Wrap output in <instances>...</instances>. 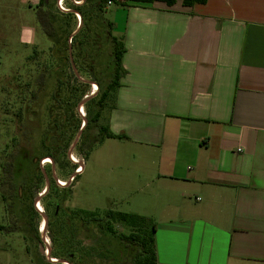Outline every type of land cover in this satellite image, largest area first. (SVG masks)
I'll list each match as a JSON object with an SVG mask.
<instances>
[{
    "label": "crops",
    "instance_id": "1",
    "mask_svg": "<svg viewBox=\"0 0 264 264\" xmlns=\"http://www.w3.org/2000/svg\"><path fill=\"white\" fill-rule=\"evenodd\" d=\"M119 4L102 126L125 138L98 144L128 165L156 263L264 264V0Z\"/></svg>",
    "mask_w": 264,
    "mask_h": 264
},
{
    "label": "rangeland",
    "instance_id": "2",
    "mask_svg": "<svg viewBox=\"0 0 264 264\" xmlns=\"http://www.w3.org/2000/svg\"><path fill=\"white\" fill-rule=\"evenodd\" d=\"M59 1L47 0L44 8L45 18L51 21L55 34V41L51 42L36 20L40 0H0V178L1 166L9 161L15 147L21 150L23 160H20L24 168L17 180L21 195H24L23 201H17L7 214L0 196V264L47 263L38 253V228L42 218L32 216L30 210L34 198L44 191L45 180L49 183V192L39 204L47 218V226L42 233L49 242L50 252L63 255L60 244L69 240V245H77L83 251V264H119L127 262L131 256V249L120 241L121 236L128 235L129 229L114 224L115 235L99 233L84 216L83 226L75 233L67 211L94 212L99 216L108 210L127 214L140 212L127 200L131 191L128 165L122 168V161L114 160V151L109 152L107 147H100L95 142L98 130L95 123H89L71 154L68 153L82 120H89L97 108L96 104L85 103L81 107L82 117L77 106L91 89L95 90L94 86L103 89L108 83L111 45L104 19L115 24L111 35L120 38L116 27L122 21L119 13L121 0L106 5L102 14L104 19L97 17L96 12H88L90 4L95 1L88 0L81 7L84 19L86 15L87 18L78 30L80 14L73 6L77 2L81 5L82 0ZM58 3L70 12L60 10ZM87 30H90L89 44L84 42L82 49L76 48ZM91 36L97 37L98 41ZM65 42L69 47L67 53H71L72 65L64 59L61 68L49 54L52 47L56 45L58 49ZM51 71L61 73V83L49 77ZM72 71L77 80L73 79ZM43 72L47 75L40 76ZM41 81L44 85L40 84ZM57 117L61 121L59 126L55 122L57 128H51L55 132L53 134L48 129L52 119ZM102 119L104 117L98 125H103ZM54 140L57 141L55 147L46 150ZM49 154L58 162L48 157ZM70 155L77 162H72ZM27 159L30 164L26 168ZM46 160L50 161L46 163ZM82 161L84 173L78 169L80 174H74V166ZM70 177L72 180L68 183ZM60 181L67 185L61 186ZM52 194L56 200L49 196ZM122 197L127 198L122 200ZM56 210L57 216L53 217ZM12 225L16 231L10 230ZM52 236L56 240L54 243L50 239Z\"/></svg>",
    "mask_w": 264,
    "mask_h": 264
},
{
    "label": "trees",
    "instance_id": "3",
    "mask_svg": "<svg viewBox=\"0 0 264 264\" xmlns=\"http://www.w3.org/2000/svg\"><path fill=\"white\" fill-rule=\"evenodd\" d=\"M132 2H141V3H153V2H163L167 6H172L176 3V1H180L181 5L184 7H192L196 4L203 5L205 4L206 0H129ZM108 2H115V0H95L94 4H90L91 9L88 11L90 13H95L97 17L102 16L103 18V10L108 4ZM88 3V0H84V2L81 5H74L73 9L78 12L81 16V24L78 29L81 28L83 25L84 20L87 18V15L84 19L83 11H81V7L83 5H86ZM46 7L45 0H40L39 8H37L36 11V19L38 24L40 25L42 31L44 34L51 40V42L54 40V30L51 21L48 18H45V11L42 7ZM94 10V12H91V10ZM69 13V12H68ZM87 14V13H86ZM70 15V14H68ZM72 15V14H71ZM89 16V15H88ZM104 26H106L107 31L106 34L108 35V39L111 45V51L109 55V61L107 70L109 71V80L108 83L105 84L103 89H97L96 93H94L93 97L90 98L85 105H92L96 104L97 108L93 116L86 121L85 126L83 127V131L89 126L90 122L95 123L98 127L97 130V138L95 139V142L100 143L104 139H124L125 137L116 136L113 135L109 130L102 126L98 125V122L100 121L103 112H106L113 108L114 106V99H115V93L120 85V79L125 75V70L122 68L121 65V58L124 53V45H123V38H116L115 36L111 35V31L113 30V23L107 21L104 19ZM89 28V27H88ZM90 30L85 31L82 35V38L78 41L79 46L76 48H83L84 42H87L89 44V37H90ZM93 32V31H92ZM95 41H98L97 37L91 36ZM63 46V48H62ZM60 46L57 49V46L55 45L52 47L51 54H57V62H59L58 66L61 68L63 67L64 59H66V62H69L68 58V49L66 42L63 43V45ZM69 48V47H68ZM64 49V50H63ZM58 52H57V51ZM49 56V57H50ZM70 65V62L68 63ZM60 68V69H61ZM44 70V69H43ZM44 73V72H43ZM73 79L77 80L75 76H73ZM57 81L60 83L62 80L59 78ZM42 82V81H41ZM40 84L44 85V82ZM97 99V101H96ZM66 120V119H65ZM61 121L60 117H57V119H52V124L49 126L48 131L50 130L51 133H55L52 131V127L54 130V127H58L59 123ZM55 122L58 123V126H56ZM82 123V122H81ZM81 128V124L79 125V129ZM60 135V133H59ZM57 141H58V135H57ZM57 141L52 142V146H48L45 149L51 150L55 147V144ZM44 146V145H41ZM20 149L14 148L13 153H11L9 161L5 162V164H2L1 166V178H0V196L2 201L5 204L6 213L8 214L10 211V208H13L15 206V203L17 201H23L24 195H21L22 193L19 190V187L17 185V180L19 178L20 173L24 170L22 167V156L20 154ZM48 157L52 158L54 162H58L54 159L52 154H49ZM22 159V160H20ZM30 164L29 160L27 159V166ZM25 168V169H26ZM76 168V166H74ZM38 170V176L41 177V172L39 169V166L36 168ZM51 183L54 185V181L51 180ZM55 186V185H54ZM49 192V188L45 195H47ZM52 199H55V196L49 195ZM29 199V197H28ZM58 205V202H55ZM31 214L32 216H39V214L35 211L33 207V201L30 206ZM57 211V210H56ZM68 216L70 217V220L72 222V225L74 227L75 233L80 230V227L83 226V217H88L89 222L93 225V228L97 230L99 233H105L109 235H115V229L113 227L114 224H121L126 226L129 229L128 235L121 236L120 241L123 245H125L126 248L131 249V256L129 257L127 262L119 263V264H157L156 263V255H155V249H154V240H153V234L155 231V225L154 223L147 217L134 215V214H127L122 212H117L113 210H108L105 213H103L102 216L97 215L94 212H87V211H67ZM10 215V214H9ZM34 216V217H35ZM57 216V214L53 215V217ZM16 217V216H15ZM11 231H16L13 225L10 227ZM74 233V234H75ZM73 236V234H72ZM51 241L54 243L56 241L54 237H50ZM69 240L67 242H63L60 244L59 249L63 251V255L50 253L51 258L54 259H63L70 264H83L84 258H83V251L78 248L77 245H69ZM111 261H114V258H112ZM45 262V261H44ZM46 264H58V263H46Z\"/></svg>",
    "mask_w": 264,
    "mask_h": 264
},
{
    "label": "water",
    "instance_id": "4",
    "mask_svg": "<svg viewBox=\"0 0 264 264\" xmlns=\"http://www.w3.org/2000/svg\"><path fill=\"white\" fill-rule=\"evenodd\" d=\"M84 2V0H82L81 1V4ZM76 5V4H75ZM67 12H70L69 10L67 11ZM76 15H78L77 13H75ZM78 20H79V25H78V28H79V26H80V24H81V18H80V16L78 15ZM78 28H77V30H78ZM69 57H70V63H71V65H72V60H71V56H70V53H69ZM73 67V66H72ZM93 97V95H87L86 97H84V99L81 101V103L77 106V110H78V112H79V108H81L90 98H92ZM81 115V114H80ZM83 117V116H82ZM82 125H81V127L83 126H85V124H86V121L85 120H82ZM83 127H82V129L80 128L79 129V131H78V134H77V137H76V139L74 140V142L71 144V146L69 147V149H68V153L69 154H71V152L73 151V149H74V146H75V144L77 143V141H78V139H79V136H80V134H81V132L83 131ZM55 179V177H53V180ZM69 183V182H68ZM45 189H44V191L40 194V195H38L37 197H35L34 198V200H33V206H34V208H35V210L38 212V214L40 215V217L42 218V220H44L45 221V224H44V227H43V231H39V229H38V231L40 232V237H39V240H40V244H39V254L41 255V256H43V259H44V261L45 262H47V263H58V264H70L69 262H67L66 260H64V259H55V261H50V258H51V256H50V248L48 247V245L45 243V239H44V235H43V233L42 232H44V230L46 229V226H47V218H46V216H45V214L43 213V212H40L39 210H37V208H36V204L37 203H39L40 202V200H41V198L45 195V193L47 192V190H48V188H49V183H48V181L47 180H45Z\"/></svg>",
    "mask_w": 264,
    "mask_h": 264
},
{
    "label": "bare ground",
    "instance_id": "5",
    "mask_svg": "<svg viewBox=\"0 0 264 264\" xmlns=\"http://www.w3.org/2000/svg\"><path fill=\"white\" fill-rule=\"evenodd\" d=\"M61 1H64V0H61ZM79 3L80 2H77V3H75L76 5H79ZM62 11H65V12H67V10H64V9H62ZM94 86V85H93ZM95 87V90L94 89H91V92H90V94L89 95H94V93H96V91H97V87L96 86H94ZM81 112V113H80ZM79 114H81V116H83L84 115V113L82 114V108H80V110H79ZM83 124V123H82ZM81 124V125H82ZM70 160L72 161V162H77V160H76V158H74L73 156H71L70 155ZM48 161H50V160H46L45 162L46 163H48ZM79 164V166L78 167H80V163H78ZM82 170V168L80 167L79 168V170ZM77 172H78V170H77ZM58 184H59V182H58ZM60 184H61V186L63 185V186H66L67 185V183H65V182H62V181H60ZM59 184V185H60ZM36 208H37V210H39L40 212H43V210H42V208H41V206H40V204L39 203H37L36 204ZM44 224H45V221L44 220H42L40 223H39V231L41 232V231H43V227H44ZM45 243L48 245L49 244V242L47 241V239H45ZM50 261H55V259L54 258H50Z\"/></svg>",
    "mask_w": 264,
    "mask_h": 264
},
{
    "label": "flooded vegetation",
    "instance_id": "6",
    "mask_svg": "<svg viewBox=\"0 0 264 264\" xmlns=\"http://www.w3.org/2000/svg\"><path fill=\"white\" fill-rule=\"evenodd\" d=\"M40 4V3H39ZM38 4V5H39ZM45 5H47V0H45ZM38 8H39V6H37ZM43 9L44 8H46V7H42ZM37 20V19H36ZM38 23V22H37ZM69 53H70V51L68 52V58H69V62H70V57H69ZM70 56H71V53H70ZM51 58H53V60L55 61V63H57V54H51V56H50ZM72 73H73V71H72ZM44 75H47V73H40V76H44ZM48 75H49V77L51 78V77H53L55 80H58L59 78L62 80V77H61V73L59 72V71H51V72H49L48 73ZM73 76H75L74 75V73L72 74ZM77 78V77H76ZM42 83V82H41ZM79 173V172H78ZM44 213V212H43ZM57 214V211H55V215ZM40 216V215H39ZM38 244H40V241H39V243ZM38 253H39V245H38ZM41 256V255H40ZM41 258H43V256H41Z\"/></svg>",
    "mask_w": 264,
    "mask_h": 264
},
{
    "label": "built area",
    "instance_id": "7",
    "mask_svg": "<svg viewBox=\"0 0 264 264\" xmlns=\"http://www.w3.org/2000/svg\"><path fill=\"white\" fill-rule=\"evenodd\" d=\"M59 2L61 3L62 1L60 0ZM60 3H58V8H59L60 10H62L63 8L61 7ZM108 4H111V3L108 2ZM238 151H240V150H238ZM76 164H77V165H76ZM76 164H75V165H76L77 167H76V169L74 170V174H79V173L77 172V170L81 167L82 162L80 163V167H78V166H79L78 163H76ZM71 180H72V177H70V179L68 180V182L70 183Z\"/></svg>",
    "mask_w": 264,
    "mask_h": 264
}]
</instances>
